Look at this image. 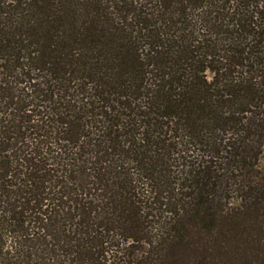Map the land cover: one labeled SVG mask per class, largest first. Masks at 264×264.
Here are the masks:
<instances>
[{
	"label": "trees",
	"instance_id": "16d2710c",
	"mask_svg": "<svg viewBox=\"0 0 264 264\" xmlns=\"http://www.w3.org/2000/svg\"><path fill=\"white\" fill-rule=\"evenodd\" d=\"M264 0H0V264H264Z\"/></svg>",
	"mask_w": 264,
	"mask_h": 264
},
{
	"label": "rangeland",
	"instance_id": "374dc122",
	"mask_svg": "<svg viewBox=\"0 0 264 264\" xmlns=\"http://www.w3.org/2000/svg\"><path fill=\"white\" fill-rule=\"evenodd\" d=\"M261 165H262V167L264 168V148H263V152H262Z\"/></svg>",
	"mask_w": 264,
	"mask_h": 264
}]
</instances>
